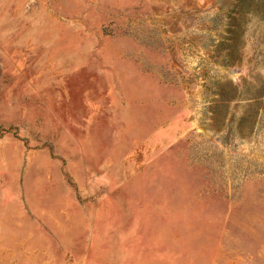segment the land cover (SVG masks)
<instances>
[{
  "label": "rangeland",
  "instance_id": "obj_1",
  "mask_svg": "<svg viewBox=\"0 0 264 264\" xmlns=\"http://www.w3.org/2000/svg\"><path fill=\"white\" fill-rule=\"evenodd\" d=\"M0 264H264V0H0Z\"/></svg>",
  "mask_w": 264,
  "mask_h": 264
}]
</instances>
